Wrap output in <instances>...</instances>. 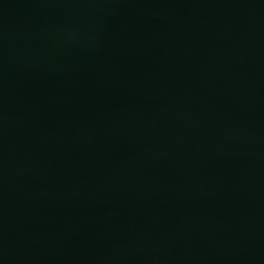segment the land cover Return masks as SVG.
<instances>
[{"label":"water","instance_id":"1","mask_svg":"<svg viewBox=\"0 0 264 264\" xmlns=\"http://www.w3.org/2000/svg\"><path fill=\"white\" fill-rule=\"evenodd\" d=\"M0 264H264V0H0Z\"/></svg>","mask_w":264,"mask_h":264}]
</instances>
